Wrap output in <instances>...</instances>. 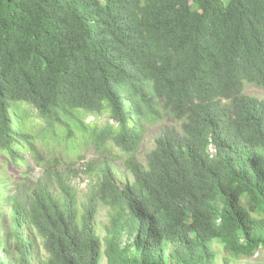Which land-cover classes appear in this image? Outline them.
<instances>
[{
  "label": "trees",
  "instance_id": "1",
  "mask_svg": "<svg viewBox=\"0 0 264 264\" xmlns=\"http://www.w3.org/2000/svg\"><path fill=\"white\" fill-rule=\"evenodd\" d=\"M247 83L264 86V0H0V156L42 169L0 189L16 255L0 264H217L214 240L223 264L264 250V99ZM158 106L174 124L141 164ZM89 149L80 205L64 169Z\"/></svg>",
  "mask_w": 264,
  "mask_h": 264
},
{
  "label": "rangeland",
  "instance_id": "2",
  "mask_svg": "<svg viewBox=\"0 0 264 264\" xmlns=\"http://www.w3.org/2000/svg\"><path fill=\"white\" fill-rule=\"evenodd\" d=\"M245 93L264 99V86L256 83H247L245 85ZM158 107L160 109V117L155 120L144 121L142 137L135 155L136 161L141 164H145V156L154 147L156 136L161 133L165 126H172L174 124L173 120L164 113L160 106ZM104 121H106V119ZM82 154L83 158L74 161L70 165L69 171L68 169H64V173L70 176L72 184L75 185L78 190L80 205L84 203L95 180L90 173H88L89 166H92V164L100 160V156L92 149L82 152ZM108 161L115 172V182L119 188H124L126 185L133 182V175L130 169H128L127 159L122 156L119 151H114V153L109 156ZM7 163L8 162L4 160V157L0 156V189H3L6 193H9L11 190L14 191L16 186L23 180H37L42 175V169L35 165L30 159H28V165H23L18 168L11 167ZM4 209H7V207ZM112 214L113 210L111 208L102 204L98 206L95 216V228L102 240L106 233V227L109 226ZM9 233V218L7 213H5L0 217V254H2L5 259H11V261L14 262L16 255L12 250V241L9 239ZM119 237L121 245H125L129 242V239H131L126 232H122ZM31 238L33 239L32 254L34 260L42 262L47 258V254L42 247V241L33 234ZM211 246L216 251L217 264H223L222 244L219 241L214 240L211 242ZM103 248L104 244L102 245V249ZM99 264H106V258L103 253ZM229 264H264V250L258 251L255 255L247 258H232Z\"/></svg>",
  "mask_w": 264,
  "mask_h": 264
},
{
  "label": "built area",
  "instance_id": "3",
  "mask_svg": "<svg viewBox=\"0 0 264 264\" xmlns=\"http://www.w3.org/2000/svg\"><path fill=\"white\" fill-rule=\"evenodd\" d=\"M209 153H210L211 156L215 153V148L213 147V145L210 146Z\"/></svg>",
  "mask_w": 264,
  "mask_h": 264
}]
</instances>
